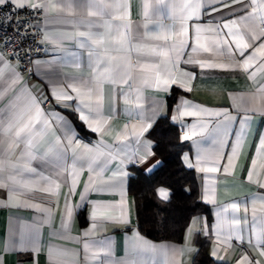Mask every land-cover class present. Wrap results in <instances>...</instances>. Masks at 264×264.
Listing matches in <instances>:
<instances>
[{
	"label": "crops",
	"instance_id": "0c3cea01",
	"mask_svg": "<svg viewBox=\"0 0 264 264\" xmlns=\"http://www.w3.org/2000/svg\"><path fill=\"white\" fill-rule=\"evenodd\" d=\"M13 2L16 3L18 0ZM34 2L44 5L42 8L45 16L44 34L47 33L51 39L47 42L48 49L45 54L34 63L31 77L26 76L20 66L16 69L20 81L15 86L14 93L7 94L0 100V119L7 120L8 108L15 94L30 93L47 98L45 109H55L62 113L82 144L91 142L89 146H92L99 139H103L105 144L112 145L114 150L131 152L139 147L138 138L132 134V125H137L139 130L141 123L155 121L154 127L163 112L170 119L176 114L175 102L178 98L187 99L203 107L228 109L232 115L238 117L232 126L234 132L239 127V118L244 114V110L252 106V97L257 95L256 89L264 79L258 75L255 81L249 80L250 73H244L240 69L200 70L198 67L181 63V70L196 73V79L192 82L193 90L184 92L178 87L173 88V94L166 97L165 108V93L159 90L158 74L155 70L169 52L173 61L179 60L180 57L172 50L171 41L164 39L167 33L163 32L161 26L167 29L171 28L173 23L178 24V21L170 19L174 11L178 13L182 8H186L189 15L194 12L196 6L193 0H164L163 3L159 0H34ZM145 16H148L147 20ZM191 23L190 21L189 24ZM191 43L190 40V45ZM185 52L186 55L190 54L191 59L201 61L211 59L210 54L206 52L191 54L190 48ZM4 55L8 58L7 54ZM10 62L13 65L17 64L11 60ZM149 73L153 75L149 77ZM8 76L9 73L5 72V79ZM69 85H74L77 89L84 87L90 90V98L99 101L97 106L100 115L107 119V128L102 137L90 132L71 109L66 110L52 99L50 88ZM134 88L142 91L141 107L136 104ZM129 89L133 90L130 92ZM125 95H128L129 99L127 104L124 102ZM256 103L259 104L260 100L258 99ZM251 116L250 134L246 136L247 143L243 154L233 171L228 174L223 171L203 174L194 170L198 177L200 199L203 200L207 175L209 187H215V202L205 203L210 209L209 215L195 216L192 219L195 224L193 225L191 221L188 226L192 228L189 236L186 231L181 242L153 240L139 230L134 198L128 190L134 166L126 169L129 176L124 182L126 201L130 209L127 225L98 219L96 229L88 236H84V232L92 227L91 209L90 206H85L75 214L74 223L67 230L64 229L60 212L63 210V194H67L68 187L63 186L67 176L61 173L74 164L85 167L73 198V203H79V192L83 190V183L87 181L89 175L86 170L88 160L80 151L73 153L66 144L56 146V152L52 156L47 160L33 161L31 167L36 168L37 173L61 182L59 198L43 191L47 187V182L42 180L40 175L13 172L18 179H23L29 184L27 188H13L17 199L53 208L47 223L44 222L45 214L35 208L14 207L8 204V189H0V264H52L48 254L49 248L75 252L76 264H115L117 261L120 264H193L200 238H206L211 242L209 252L212 249H219L218 254L225 263L264 264V199H262L264 189L259 188L254 169L253 176L247 178L250 162L255 159L253 157L255 146L261 132H264V115L257 112ZM196 120V117H184L182 121L175 123L179 127L181 137L187 131L184 125L195 123ZM62 132L63 129L58 134ZM149 132L139 139L153 142ZM214 138L215 134L210 126L208 133L184 141L189 145V149L184 153H187L194 162L197 144L203 149H212ZM54 140L55 136L41 140L38 152L48 150L50 142ZM7 143V138L0 134V156H3L4 150L5 159ZM19 155L18 148L12 156L13 162H16ZM155 159L160 158L156 155ZM261 162L264 161L258 159V165ZM108 168L105 179L111 175L113 166L109 164ZM257 171L260 169L257 168ZM90 198L115 201L119 196L115 193H106L102 196L92 195ZM235 205L239 206V211L234 210ZM216 213H219V217ZM205 224L208 226L209 235L206 237L196 234ZM134 232H138L148 245L155 247L135 245L131 239ZM238 242L242 245H238ZM84 243L89 244L88 255L94 256V259H85ZM22 247L28 250L21 251ZM61 264L71 262L62 260Z\"/></svg>",
	"mask_w": 264,
	"mask_h": 264
},
{
	"label": "snow or ice",
	"instance_id": "6c2138e0",
	"mask_svg": "<svg viewBox=\"0 0 264 264\" xmlns=\"http://www.w3.org/2000/svg\"><path fill=\"white\" fill-rule=\"evenodd\" d=\"M163 3L164 0H159ZM10 3L15 9L29 8L31 11L39 13L44 5L34 2V0H0V4ZM196 10L190 15L186 8L170 16V19L178 21L173 23L171 28L164 29L167 33L165 40H170L173 51L179 55L180 59L173 61L171 52L164 58L161 64L156 67L158 74L159 90L165 93L166 97L173 94V88L178 87L184 92L193 90L192 82L196 79V73L188 70H181V63L198 67L200 70L205 69H221L236 70L240 69L244 73H250L249 80L255 81L257 76L264 77V0H193ZM51 7V5H49ZM251 8V11H249ZM217 14H220L217 16ZM178 17V19H177ZM206 17V18H205ZM218 17V18H217ZM146 20L148 16L144 17ZM257 20L259 23H257ZM186 21V25H185ZM192 22L191 25L189 22ZM251 21V22H249ZM13 28L14 37L20 38L21 47H14V39L8 38L6 27L0 22V29H4V36L0 37L3 42V49L0 50V100L4 99L7 94L14 93L15 86L20 81L19 63L13 65L10 60L23 62L30 53H34L36 49H29L21 56L24 44L29 39V29L24 27L30 21H19L10 17L7 24ZM35 27V26H34ZM126 27V26H125ZM147 27V26H146ZM190 28L192 35L190 36ZM36 35H41L37 29ZM66 38V35L65 37ZM50 36L45 33L42 35L41 44L50 41ZM190 40L192 41L190 45ZM35 37L33 36V43ZM190 48L191 54L208 53L211 59L201 61L200 59H191L190 54L186 55L185 50ZM10 57L6 58L4 53H9ZM75 55V53H72ZM31 63V60L27 61ZM54 61H49L53 63ZM39 63V61H37ZM5 72L9 73L5 79ZM149 77L153 74L149 73ZM127 84V81H125ZM6 85V86H5ZM123 86V84L121 85ZM133 89H129L131 92ZM79 93L78 95L75 93ZM136 96V104L141 107L142 91L134 88ZM257 95L252 97V106L244 110V114L239 118V127L233 132V124L237 122L238 117L232 115L228 109H219L211 107H203L199 104H193L191 101L178 98L175 102V113L170 117L172 123L182 121L184 117H196L195 123L185 124L187 131L184 132L181 139L190 141L194 136L204 135L209 132L210 126L215 134L213 140L214 147L212 149H203L197 144L195 161L190 159L187 153L180 155L181 163L188 169H193L203 174H216L221 171L228 174L237 166L239 157L243 154V149L247 143L246 136L250 134L251 114L260 113L264 115V79L261 80L257 89ZM50 95L57 104L66 110L71 109L79 119V121L92 133L103 136L107 128V119L100 115V109L97 106L98 100L91 99V91L81 87L77 89L74 85L53 86L50 88ZM260 100L257 104L256 101ZM75 102V103H74ZM125 104L129 103L128 95L124 96ZM48 103L47 98H41L34 95L17 93L13 97V101L8 108L7 120L0 119V134L7 138V159L0 156V189H8L7 203L14 207L35 208L37 211L45 214V223L53 213V208L42 206L41 204L30 203L27 200H19L16 198L13 188H27L29 184L23 179H18L16 173H33L40 175V178L47 182V187L43 191L51 195L60 197L61 182L37 173V169L31 167V163L36 160H47L56 152V146L66 144L68 148L76 153L82 152L83 157L87 158L88 163L86 170L88 179L83 183V190L79 192V203H73V198L77 193V185L81 181V173L85 171V167L72 165L70 169H64L61 174H66L67 180L63 186L68 187L67 194H63V210L60 212V219L64 229H68L74 223V216L85 206H90V220L92 221L91 229L84 232V236H88L96 229L98 219L111 220L117 223L127 225L129 223L130 209L126 201L125 180L129 176L126 170L130 166L136 167L145 176H152L166 163L164 159H155L157 155L158 145L152 141L140 140L144 134L148 133L155 121L141 123L139 130L137 125H132V134L136 136L137 147L131 152H121L119 149H113L110 144H105L103 139H99L96 144H82L77 138L74 129L70 127V122L62 113H58L55 109H45L44 105ZM166 117V113L161 114ZM59 125L60 127H57ZM39 126V127H38ZM63 129L62 134L58 132ZM49 136H55V140L50 142L49 149L43 153L38 152L39 142ZM234 137V138H232ZM127 136H125V140ZM23 145L21 148L20 146ZM251 147V146H249ZM20 149V155L13 162L12 156L17 149ZM255 159L251 160V167L248 170L247 178L253 176V169L256 182L260 189H264V162L258 165V159L264 161V132H261L258 142L255 146ZM113 166L111 175L105 179L106 173L109 171L108 165ZM257 168L260 171H257ZM230 169V170H229ZM207 175H205V184L203 191V203H214V189L209 187ZM157 197L168 202L171 196L170 185H161L155 189ZM106 193H115L119 196L118 200H102L91 199L92 195L102 196ZM264 199V198H262ZM235 211H239V206H234ZM227 211V209H225ZM219 217V213H216ZM193 225L195 221H192ZM187 234L189 236L190 230ZM213 232V229H212ZM194 234V233H191ZM196 234L204 236L209 235L208 226L205 224L201 231ZM133 243L137 246L155 247L148 245V242L140 236L138 232H134L131 237ZM89 244L84 243L85 259L89 257ZM28 249L22 247L21 251ZM219 249H212L210 255L223 264L219 256ZM48 254L52 264H61L62 260H69L71 264H76V253L66 249L49 248ZM120 264V262H115Z\"/></svg>",
	"mask_w": 264,
	"mask_h": 264
},
{
	"label": "trees",
	"instance_id": "16d2710c",
	"mask_svg": "<svg viewBox=\"0 0 264 264\" xmlns=\"http://www.w3.org/2000/svg\"><path fill=\"white\" fill-rule=\"evenodd\" d=\"M149 136L159 146L157 155L166 163L152 176L132 168L128 190L134 198L138 228L153 240L181 242L192 219L200 214L209 215L210 209L200 199L196 172L186 168L179 158L189 149L188 143L181 139L179 127L168 117H161ZM161 185H170L168 202L156 195L155 189ZM210 244L206 238L198 240L193 264H219L210 255Z\"/></svg>",
	"mask_w": 264,
	"mask_h": 264
},
{
	"label": "built area",
	"instance_id": "2783aa9c",
	"mask_svg": "<svg viewBox=\"0 0 264 264\" xmlns=\"http://www.w3.org/2000/svg\"><path fill=\"white\" fill-rule=\"evenodd\" d=\"M40 4V3H39ZM43 9L39 11V13L31 11L29 8L20 9L17 11L14 7V5L10 3L1 4L0 5V22H3L4 26L6 27L7 36L8 38L14 39V47H21L20 38L14 37L13 35V28L16 27L15 23L11 26L7 24L8 18H12L13 21L19 20V21H30L29 23H26L24 27L28 28L29 31V39L23 46V51L20 52V55L23 56L24 52L28 51L29 49H36L34 53H30V55L27 57L26 60L23 62H18L16 60H11L15 63H19V66L22 70V72L28 76L31 77L33 74V65L36 62V60L40 57H42L45 52L48 49L47 42L44 44H41V38L44 34V20L45 16L43 14ZM35 26V27H34ZM37 29L39 30L41 35H36ZM4 36V29H0V37ZM33 36L35 37V42L33 43ZM0 47L3 49V42L0 41ZM10 57V52L5 53ZM31 60V63H28L27 61ZM238 245H242V243L238 242Z\"/></svg>",
	"mask_w": 264,
	"mask_h": 264
}]
</instances>
